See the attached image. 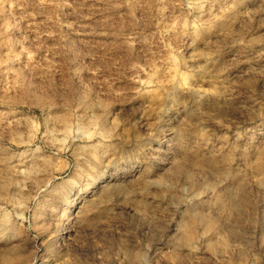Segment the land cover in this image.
Masks as SVG:
<instances>
[{
	"label": "rangeland",
	"instance_id": "obj_1",
	"mask_svg": "<svg viewBox=\"0 0 264 264\" xmlns=\"http://www.w3.org/2000/svg\"><path fill=\"white\" fill-rule=\"evenodd\" d=\"M0 264H264V0H0Z\"/></svg>",
	"mask_w": 264,
	"mask_h": 264
}]
</instances>
